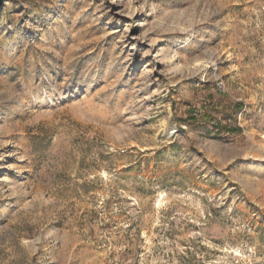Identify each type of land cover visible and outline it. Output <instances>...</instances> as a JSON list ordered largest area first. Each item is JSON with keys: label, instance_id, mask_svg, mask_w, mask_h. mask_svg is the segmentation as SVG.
Segmentation results:
<instances>
[{"label": "rangeland", "instance_id": "1", "mask_svg": "<svg viewBox=\"0 0 264 264\" xmlns=\"http://www.w3.org/2000/svg\"><path fill=\"white\" fill-rule=\"evenodd\" d=\"M0 264H264V0H4Z\"/></svg>", "mask_w": 264, "mask_h": 264}, {"label": "water", "instance_id": "2", "mask_svg": "<svg viewBox=\"0 0 264 264\" xmlns=\"http://www.w3.org/2000/svg\"><path fill=\"white\" fill-rule=\"evenodd\" d=\"M4 0H0V7L2 6Z\"/></svg>", "mask_w": 264, "mask_h": 264}, {"label": "trees", "instance_id": "3", "mask_svg": "<svg viewBox=\"0 0 264 264\" xmlns=\"http://www.w3.org/2000/svg\"><path fill=\"white\" fill-rule=\"evenodd\" d=\"M225 130L229 131V129L227 127H225Z\"/></svg>", "mask_w": 264, "mask_h": 264}]
</instances>
